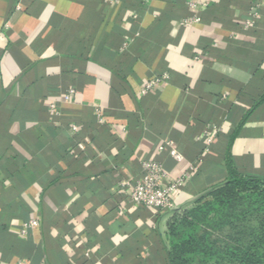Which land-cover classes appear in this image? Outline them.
<instances>
[{
    "label": "crops",
    "instance_id": "0c3cea01",
    "mask_svg": "<svg viewBox=\"0 0 264 264\" xmlns=\"http://www.w3.org/2000/svg\"><path fill=\"white\" fill-rule=\"evenodd\" d=\"M145 161L174 211L131 201ZM232 175L264 181V0H0V264H169Z\"/></svg>",
    "mask_w": 264,
    "mask_h": 264
},
{
    "label": "rangeland",
    "instance_id": "374dc122",
    "mask_svg": "<svg viewBox=\"0 0 264 264\" xmlns=\"http://www.w3.org/2000/svg\"><path fill=\"white\" fill-rule=\"evenodd\" d=\"M208 193L174 216L168 250L180 264H264V203L248 193L226 201Z\"/></svg>",
    "mask_w": 264,
    "mask_h": 264
},
{
    "label": "built area",
    "instance_id": "2783aa9c",
    "mask_svg": "<svg viewBox=\"0 0 264 264\" xmlns=\"http://www.w3.org/2000/svg\"><path fill=\"white\" fill-rule=\"evenodd\" d=\"M168 79L166 74L155 78L144 85L146 92L154 85L163 83ZM71 93V92H69ZM68 93V94H69ZM98 122L101 123V115L97 114ZM76 130V128H73ZM173 157L180 160L179 155L173 152ZM142 176L134 184L130 185V199L137 207L148 208L154 212L174 211V196L180 191L185 183L184 178L170 180L162 166L156 162L145 161L141 164ZM128 186V184H124ZM36 222H30L26 226H34Z\"/></svg>",
    "mask_w": 264,
    "mask_h": 264
},
{
    "label": "trees",
    "instance_id": "16d2710c",
    "mask_svg": "<svg viewBox=\"0 0 264 264\" xmlns=\"http://www.w3.org/2000/svg\"><path fill=\"white\" fill-rule=\"evenodd\" d=\"M247 193L251 194L264 203V181L256 178H244L232 175L230 180H228L226 183L215 186L207 194V197L226 201L233 198L240 199V195ZM176 215L178 214H175V216ZM242 219L245 220L246 216L243 215ZM259 229L264 237V218L259 220ZM168 262L169 264H180L178 260L172 255V250H168Z\"/></svg>",
    "mask_w": 264,
    "mask_h": 264
}]
</instances>
